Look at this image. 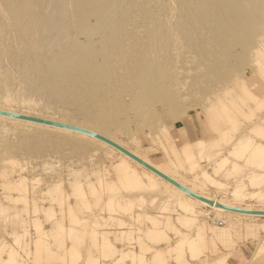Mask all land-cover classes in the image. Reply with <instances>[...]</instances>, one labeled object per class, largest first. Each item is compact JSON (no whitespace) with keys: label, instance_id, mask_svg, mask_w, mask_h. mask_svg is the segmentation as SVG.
Wrapping results in <instances>:
<instances>
[{"label":"rangeland","instance_id":"374dc122","mask_svg":"<svg viewBox=\"0 0 264 264\" xmlns=\"http://www.w3.org/2000/svg\"><path fill=\"white\" fill-rule=\"evenodd\" d=\"M125 1L119 7L126 6ZM54 3L58 5L59 0H40L35 10L46 11L56 22ZM62 4L72 7L71 0H62ZM175 9L169 15L178 47L172 51L174 61L165 67L177 70L180 81L172 85L174 94L169 99L179 102L178 92L190 94L183 98L191 107H185L187 115L214 106L220 112L221 131L215 130L211 145L209 136L191 138L195 158L191 160L190 155L180 163L164 131L178 132L174 142L179 137L187 141L185 127L171 130L179 119L186 121L185 113L170 119L167 104L156 107L161 118L157 154L151 146L158 137L153 134L156 119L147 126H137L140 118L131 119L125 130L119 128L111 134L155 162L172 157L179 163L178 172L191 184L202 181L208 195L239 205L264 206V36L255 34L225 47L222 52L233 59V71L224 75L213 69L214 59H207V66L198 63V51L172 25ZM42 33L57 39L54 31L40 28L38 34ZM7 39L0 37L1 47L9 43ZM79 39L85 41L83 35ZM162 53L164 63L167 54ZM0 64L12 71L15 80L8 87L10 100L0 97V105L103 128L97 114L38 92L40 80L29 88L10 60ZM3 69L0 76L4 77ZM246 89L251 96L244 93ZM29 129L9 120L0 123V264H221L220 259L225 261L237 245L253 238L261 240L248 264H264V218L239 219L225 214L222 220L214 210L187 202L163 183H159V196L140 195L120 182L114 171L122 159L104 145ZM32 139L35 143L29 145ZM236 145L244 156L234 154ZM133 168L146 179L141 170Z\"/></svg>","mask_w":264,"mask_h":264},{"label":"bare ground","instance_id":"6f19581e","mask_svg":"<svg viewBox=\"0 0 264 264\" xmlns=\"http://www.w3.org/2000/svg\"><path fill=\"white\" fill-rule=\"evenodd\" d=\"M71 1V8L63 6L62 0H59L58 5L54 3L58 20L55 22L45 15L46 11L42 13L35 10L36 3L40 0H0V37L10 40L6 46H0V63L5 59L10 60L29 88L35 87L34 84L40 80L41 85L36 87L38 92H47L65 103L77 105L91 114H97L103 128L96 129L86 124L2 105L0 110L76 125L99 133L194 193L213 201L214 204L188 195L121 151L95 137L4 115H0V123L9 120L15 125L30 126L31 131L40 130L46 133L50 131L82 142L94 141L104 145L122 159L115 165L114 171L118 174L120 182L127 189L140 195L148 192L156 197L159 196L161 194L159 185L163 183L174 193L184 197L187 202L214 210L219 214L218 218L222 220L225 214L239 219L264 218V206L239 205L208 195L204 192L207 188L202 186V181L200 183L198 180L191 184L189 179L178 172L175 167L184 161V157L191 155L189 158L193 160L195 158L193 155H196L187 127H185L187 141L179 137V141L174 142L172 140L179 136L178 132L175 130L173 134L168 129L163 130L165 138L172 147L170 149L179 159V163L172 157H169L166 162H155L111 134L119 128L125 130L126 125L131 124V119L140 118L139 122H136L137 126H147L151 124V120L156 119L157 128L154 129L153 134L158 136L156 138L158 141L155 139L151 146L157 154L161 143V124L158 126L161 118L157 112V105H168L170 119L185 113L183 119L186 120L189 107L183 103V100L185 95L190 94H186L185 91L178 92L179 102L169 99L170 95L174 94L172 85L180 81V75L177 70H168L165 67L174 61L172 51L178 47L174 41V30L170 26L172 16L169 13L174 8L177 14L176 22L172 25L178 26L176 30L183 35L189 47L198 51L200 54L198 63L207 66V59H214L217 64L213 66V69L221 71L224 75H231L233 69L230 64L233 59L229 56L225 57L222 50L227 46L233 47L234 41L253 38L255 34L264 36V0H126L127 4L126 6L123 4V8L119 6L124 0ZM40 28L48 32L54 31L57 34L56 42L54 38L48 37V34H38ZM33 33L38 36L35 38ZM95 34H98V38H94ZM82 35L85 41H80L79 37ZM64 38L68 39L67 43L58 44ZM127 42L129 45L124 48L123 45ZM162 51V54H167L164 63L161 62ZM0 68V70L3 69L1 64ZM208 69L211 71L209 67ZM3 71L2 73L6 74L4 77L0 76V97L8 101L10 100L8 87L15 80L11 74L12 71L8 69ZM25 86L22 87L26 88ZM247 89L244 93L251 96ZM144 94H147V97H143ZM185 107L188 108L185 109ZM201 113L205 117L204 125L206 136L210 137L209 144L211 142L213 144L215 130L221 131L219 129L220 112L214 106H207ZM33 143L35 141L32 139L29 145ZM40 145L42 143L39 142L37 146L40 147ZM234 154L244 156L237 145ZM133 166L141 170L146 175V179ZM182 202V200L179 201V203ZM217 204L252 213L235 212L219 207ZM252 224L248 223L249 227ZM156 234L153 236L156 237ZM261 260H264V256Z\"/></svg>","mask_w":264,"mask_h":264},{"label":"water","instance_id":"95a60500","mask_svg":"<svg viewBox=\"0 0 264 264\" xmlns=\"http://www.w3.org/2000/svg\"><path fill=\"white\" fill-rule=\"evenodd\" d=\"M0 115L13 117V118H17V119H22V120H26V121H33V122H37V123L47 124V125H51V126L64 128V129H69V130L77 131V132H80V133L87 134L89 136L95 137V138H97V139L109 144L110 146L116 148L117 150L121 151L122 153H124L125 155L129 156L133 160L137 161L138 163H140L141 165H143L144 167H146L150 171H152L155 174L159 175L160 177H162L166 181L172 183L173 185H175L176 187H178L179 189H181L182 191H184L188 195H191V196H193V197H195V198H197L199 200L205 201V202H207L209 204H214L213 201L205 199L202 196L194 193L193 191H191L187 187L183 186L179 182L175 181L174 179H172L168 175L164 174L163 172H161L160 170L155 168L153 165H151V164L147 163L146 161H144L143 159L139 158L138 156L133 154L131 151L127 150L126 148H124L123 146L119 145L115 141H113V140H111V139H109V138H107V137H105V136H103V135H101L99 133H96L94 131H91L89 129H86V128H83V127H79V126H76V125H71V124H67V123H60V122H57V121H52V120L43 119V118H39V117H33V116H29V115H23V114H19V113H12V112H9V111L0 110ZM217 206L223 207V208L235 211V212L252 213V212L244 211V210L237 209V208L224 207V206H222L220 204H217Z\"/></svg>","mask_w":264,"mask_h":264},{"label":"crops","instance_id":"0c3cea01","mask_svg":"<svg viewBox=\"0 0 264 264\" xmlns=\"http://www.w3.org/2000/svg\"><path fill=\"white\" fill-rule=\"evenodd\" d=\"M203 118L204 117L201 112L188 114L186 116V121H182L181 119H179V125L171 124V130L173 131L174 128L179 129L182 127H187L193 139L197 140L204 138L206 136V129ZM260 240V238H253L241 242L239 245L236 246V248H234L230 253H228V255H226L225 261L220 259L221 264H248V261L258 249L260 245Z\"/></svg>","mask_w":264,"mask_h":264}]
</instances>
